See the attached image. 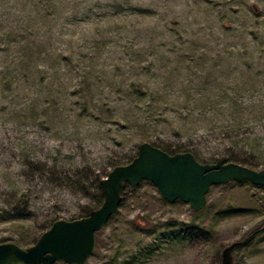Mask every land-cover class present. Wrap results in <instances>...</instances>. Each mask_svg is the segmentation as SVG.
Masks as SVG:
<instances>
[{
  "label": "rangeland",
  "instance_id": "1",
  "mask_svg": "<svg viewBox=\"0 0 264 264\" xmlns=\"http://www.w3.org/2000/svg\"><path fill=\"white\" fill-rule=\"evenodd\" d=\"M55 2L56 10L67 3L68 18L40 20L46 0H0V35L34 38L37 26H51L33 42L45 55L41 71L12 81V91L0 87V208L27 194L11 212L25 216L0 214V243L29 247L53 221L100 206L94 178L127 164L141 142L182 144L215 161L236 140L264 162V0ZM161 95L170 98L167 122L148 140L135 120L148 100L159 113ZM190 112L196 117L180 119ZM27 159L44 163L45 175L24 176ZM210 187L194 212L162 199L151 181L126 186L85 264H222V249L235 242L232 264H264V188L245 180Z\"/></svg>",
  "mask_w": 264,
  "mask_h": 264
},
{
  "label": "water",
  "instance_id": "2",
  "mask_svg": "<svg viewBox=\"0 0 264 264\" xmlns=\"http://www.w3.org/2000/svg\"><path fill=\"white\" fill-rule=\"evenodd\" d=\"M142 180L151 181L162 199L182 200L197 212L206 205L212 185L245 180L264 188V169L220 159L203 163L189 151L169 154L150 142H141L132 160L114 166L100 179V206L81 218L53 221L29 247L0 243V264H85L95 250L96 232L118 211L126 185L135 187ZM234 245L222 249V264H232Z\"/></svg>",
  "mask_w": 264,
  "mask_h": 264
},
{
  "label": "trees",
  "instance_id": "3",
  "mask_svg": "<svg viewBox=\"0 0 264 264\" xmlns=\"http://www.w3.org/2000/svg\"><path fill=\"white\" fill-rule=\"evenodd\" d=\"M32 1H35V0H32ZM39 1H41V0H38V2ZM46 2H47L45 5L46 7L44 6L43 13H41L42 15L39 16L40 20L45 19V16H48V17L50 16V18H53V17L62 15L61 17H58V19L62 18L63 16H67V18L69 17L68 15H70V13L69 14L67 12H65L64 14L61 13L62 8L64 7V5L66 6L67 3L64 4L61 8L56 10L55 7H56V5L58 6V4H57V2H55V0H46ZM44 12H45V14H44ZM35 22H38V20L35 19L33 21V24H35ZM48 24H49V22L46 25H48ZM48 27H49V30L44 31V29L46 27H43V26L38 27L37 26L36 27L37 29H35L36 33L34 35V38H30L28 35L26 36L25 30H22L20 32V34H19V32H15L12 35V33L10 32L8 35H3V34L0 35L1 41L3 42L2 46L0 44V49H2L4 52H7L4 55L5 60H2V61L0 60L1 61V63H0V87H1L2 93H4L5 91H12V87H10L12 81L20 79L21 76H26L29 74H32V75L38 74V72L41 71L40 67L37 63L39 61L44 60L43 58L45 57V55L41 51H37L34 48V44L37 43V41H35V38L40 35L42 30L44 31V33L51 32V28H50L51 26H48ZM11 36H14V37L12 38ZM33 42H34V44H33ZM12 43H16V45H12ZM20 46H23L22 49H20ZM10 51H11V53H10ZM14 54H16V55H14ZM32 55H33L34 60L32 59ZM61 57L63 59H66L63 55H61ZM35 62L38 65V67H36V68L33 67L36 65ZM44 70H45L44 72L42 71L43 79H44V75H48L47 70L46 69H44ZM146 90L144 92L145 94L141 90H138V91L142 95L146 96ZM161 97H162V99H164L163 103H162L164 106H163V109H160L159 113H156L154 115V114H151L152 112L149 110L155 103V101H153V100H148L146 104H141L142 108L139 109L140 111L147 112V114L143 115V116L136 117V120H135L136 124H134V128L135 129L138 128L140 131L142 130L143 132H140V133H143V135H145V137H144L145 139L149 140V137L152 136L151 130H154L156 128V126L159 125V123L167 122L166 117H164L162 115H164L165 111H167L165 107H166V105H169V101H170L169 99L170 98H168V96L165 97L164 95H161ZM156 103L158 105L159 101ZM139 107L140 106H138V108ZM190 115L193 116L194 114L192 112H190L189 114H186L185 116L181 115L180 119L181 120L188 119V118L192 117ZM174 117L175 116H173L171 119H174ZM194 117H196V116L194 115ZM241 124H242V118L240 119L239 125L236 128L237 130H236L235 138H238L239 136L242 135L239 132V130L241 128ZM178 130H180V129H178ZM208 130H211V129H208ZM176 132L178 134L180 133L178 135L179 137H182L183 132L182 133L180 131H176ZM230 137H231V135L227 133L225 138L228 139ZM221 140H223V138H221ZM152 144L157 146L158 148L163 149L164 151H166L169 154H172L174 152H182L180 150V148L184 147L182 144H179V145L175 144L174 146L177 147L176 149H173V148L171 149V146H169V145H165L166 148L160 147L161 145H159V144H162V141H161V143H159V141H157V142L154 141V142H152ZM256 145H258V144H256ZM233 146H235L237 148V151L231 150ZM184 148H186V147H184ZM253 149H255V148H253ZM184 151H189V150L186 149ZM189 152L191 154L195 155V157L200 162H203V163L215 162L218 160L217 159L215 161H205V160H202L201 158H199L197 156L196 151L195 152L189 151ZM251 153H253V152L251 151L249 154L248 151H246L245 145L234 140V142L233 141L230 142L228 147H225L224 152L222 154L219 153V158H220V160H222L224 162L232 161V162L239 163V164L241 163L245 166H248L249 168H255L258 165L264 164L263 161L262 162L261 161L255 162L254 161L255 157L257 160H260V157L254 156V154H251ZM25 161H26L25 168H26L27 173H24L23 174L24 176L31 177L34 174H41V175L44 174L45 175L44 163H42L41 161L36 162L33 160H29V159H27ZM117 164H120V161H118L116 164H113L112 166L114 167ZM45 168H46V166H45ZM60 170H62V169H60ZM107 173H108V171L105 172L104 176L107 175ZM65 177L67 178V173L63 172V178H65ZM91 185L92 186L90 188H92L93 190H95L97 192V194L95 196L96 202L101 204V202L103 200V192L101 191V187H100V178L99 177L94 178V181L92 182ZM126 186L128 187L129 185H126ZM4 194L8 196V193H4ZM15 194H16V192H13V195H11V196H16ZM122 194H123V192H122ZM19 196L20 197H18L16 199H12V198L8 199L6 197L2 201L3 206L0 208V214L4 219H6L5 217H10L12 219H16L17 216H21V218L23 216H25L22 211H17V213H15V215H12L14 213H11V212L16 211L17 209L21 208L20 206H22V204H21V202H18V200L25 198L27 196V194L22 192L19 194ZM23 202L25 203L26 201H23ZM6 205L10 209H8V207ZM23 206H27L26 203ZM92 209L93 208L87 207L85 214H87ZM240 244H241L240 242H235L234 247H236L237 245H240Z\"/></svg>",
  "mask_w": 264,
  "mask_h": 264
}]
</instances>
